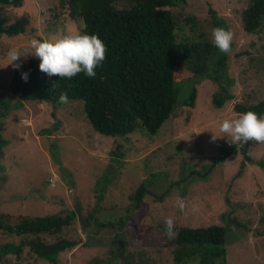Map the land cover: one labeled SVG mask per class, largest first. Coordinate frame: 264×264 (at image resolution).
<instances>
[{"label":"rangeland","instance_id":"374dc122","mask_svg":"<svg viewBox=\"0 0 264 264\" xmlns=\"http://www.w3.org/2000/svg\"><path fill=\"white\" fill-rule=\"evenodd\" d=\"M64 1L0 4L8 24L23 17L30 21L24 34L0 40V141L5 142L0 216L15 224L21 216L78 211L77 221L62 236L81 244L62 253L59 264H175L174 246L168 244L172 239L165 235L168 216L175 218L176 233L181 227H225L227 264H264V143L251 147L253 163L245 167L239 152L214 162L232 144L219 132L221 121L236 117L238 103L264 100V26L247 33L242 20L251 0H179L169 8L180 20L178 41H199L201 34L212 41L213 11L219 27L234 33L232 51L220 69L227 71L225 83L234 80L228 84L234 98L216 108L212 101L219 84L205 79L197 84L191 112L184 103L195 81L185 82L172 117L156 135L139 129L125 138L94 131L80 101H22L10 91L16 69L7 65L11 48L23 55L31 39L79 27L80 20L71 19ZM30 61L40 63L31 55L16 63L22 67ZM213 134L219 139L213 141ZM143 184L149 192L140 201L136 194ZM177 195L188 205L184 212L176 207ZM90 215L96 219L86 227L81 220ZM19 240L0 232V247ZM0 264L51 263L26 248L20 258L1 257Z\"/></svg>","mask_w":264,"mask_h":264},{"label":"trees","instance_id":"16d2710c","mask_svg":"<svg viewBox=\"0 0 264 264\" xmlns=\"http://www.w3.org/2000/svg\"><path fill=\"white\" fill-rule=\"evenodd\" d=\"M178 3L179 0H65L63 6L67 7L71 19L83 18L87 33L98 35L106 45V58L95 69L96 76L89 78L82 72L71 80L49 77L39 70L38 63L30 61L14 70L10 81L11 93L22 101L53 105L60 104V94L66 93L69 101L83 103L94 131L114 138L128 137L139 129L156 135L172 117L181 92L180 85L185 82L195 81L184 103L191 112L196 105L197 84L205 79L219 84L220 91L214 94L212 102L216 108H223L234 98L228 89V84L234 80L229 79L230 83H225L223 77L227 71H220L226 66L227 55L220 52L204 34L199 41H178V35H174L173 30L178 29L180 20L169 9ZM0 4L17 7L23 5V0H0ZM212 14L213 27H218L216 13L213 11ZM242 20L247 33L261 31L264 26V0H251ZM187 21L195 22L192 18ZM29 24L30 21L24 17L8 24L7 18L0 15V40L3 35L24 34ZM22 73H28L27 82L22 79ZM235 111H253L264 115V100L238 103ZM255 143L250 141L243 147L239 144L225 146L214 162L218 164L239 152L244 157L241 165L245 167L247 162L253 163L249 152ZM4 144L0 141V153ZM260 165L264 166L262 162ZM240 174L241 171L237 176ZM147 192L143 184L136 197L141 201ZM78 213L21 216L15 224L1 215L0 232L20 240L1 246L0 258L7 254L20 258L28 248L37 258L59 264L62 253L81 244L80 239L71 240L62 236L65 229L71 228L77 221ZM92 216L82 218V224L87 227L96 219ZM226 242L227 229L214 225L195 229L181 227L168 244L174 246L175 264H187L196 256L200 257V264H227Z\"/></svg>","mask_w":264,"mask_h":264},{"label":"clouds","instance_id":"9594fccd","mask_svg":"<svg viewBox=\"0 0 264 264\" xmlns=\"http://www.w3.org/2000/svg\"><path fill=\"white\" fill-rule=\"evenodd\" d=\"M87 25L83 18L79 21V27L70 28L63 33L43 37L33 38L28 47L21 50L11 48L7 53L8 64L18 69L20 64L16 63L22 56H34L39 58V70L49 77L59 76L60 79L71 80L79 73H84L89 78L96 76L95 69L106 58L107 48L104 42L96 34H88ZM188 32L187 27L184 29ZM179 29H174L173 34H177ZM213 45L222 53L228 54L232 51L234 33L223 27H214L211 31ZM22 79L27 82L28 73H22ZM60 103H68L66 93H61ZM139 120V118H138ZM142 123V120L140 121ZM219 132L231 139L232 144H244L255 141L264 143V115L247 111L238 113L235 118L223 119L219 125ZM219 139L215 134L212 140ZM176 207L184 212L188 205L184 198L176 196ZM196 206H192L195 212ZM165 235L173 239L177 235L175 232V218L168 216L164 220ZM187 264H200V257L196 256L189 260Z\"/></svg>","mask_w":264,"mask_h":264}]
</instances>
